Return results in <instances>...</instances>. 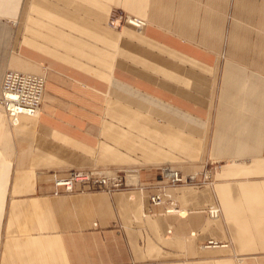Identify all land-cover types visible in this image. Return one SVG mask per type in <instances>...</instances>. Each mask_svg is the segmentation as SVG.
<instances>
[{
	"label": "crops",
	"instance_id": "crops-1",
	"mask_svg": "<svg viewBox=\"0 0 264 264\" xmlns=\"http://www.w3.org/2000/svg\"><path fill=\"white\" fill-rule=\"evenodd\" d=\"M7 70L45 86L35 117L0 106V264H264V0H0ZM162 165L211 183L167 213L139 188ZM89 168L139 187L52 194Z\"/></svg>",
	"mask_w": 264,
	"mask_h": 264
},
{
	"label": "built area",
	"instance_id": "built-area-1",
	"mask_svg": "<svg viewBox=\"0 0 264 264\" xmlns=\"http://www.w3.org/2000/svg\"><path fill=\"white\" fill-rule=\"evenodd\" d=\"M125 22L137 31H142L147 23L137 17L126 16ZM115 24V20H114ZM45 77L43 75L21 73L7 70L2 78L0 87V106L12 124H16L20 115L37 116L40 112L44 96ZM161 181L150 186L149 201L152 206L168 203L166 212L176 211L175 201L171 191L180 184L190 185L197 182V173L182 174L171 165L157 167ZM136 170H105L97 168L69 169L63 174H53L52 194H71L75 192L112 191L137 186ZM208 182L209 173H202ZM130 179V182L126 181ZM205 182V181H204ZM211 183V182H210ZM142 189V187H140ZM144 189V188H143ZM154 189V190H153ZM209 217L217 218L219 209L210 206L207 210ZM211 245L216 243L209 242Z\"/></svg>",
	"mask_w": 264,
	"mask_h": 264
},
{
	"label": "rangeland",
	"instance_id": "rangeland-1",
	"mask_svg": "<svg viewBox=\"0 0 264 264\" xmlns=\"http://www.w3.org/2000/svg\"><path fill=\"white\" fill-rule=\"evenodd\" d=\"M126 16H132V15H130V14H128L127 12H125L124 10H122V9H120V8H117V7H115V8H112L111 10H110V15H109V19H108V22H107V26L108 27H110L111 29H114V30H116V31H119V30H121V29H123V28H132V29H134L133 27H131V26H129V25H127L126 24V22H125V17ZM132 17H135V16H132ZM137 18H139V17H137ZM142 19V18H141ZM114 20H115V24H114ZM144 20V19H143ZM147 23V22H146ZM134 30H136V29H134ZM137 31V30H136ZM143 31V30H142ZM137 32H141V31H137ZM14 71V70H13ZM28 74V73H27ZM171 166H173V165H171ZM174 168H176L175 166H173ZM97 169H99V168H97ZM178 169V168H177ZM116 170H120V171H122V170H127V169H116ZM180 171V170H179ZM157 173H158V171H157ZM159 181H161V179H160V177H159V174H158V179H157V181H155L154 183H152V184H148V185H145V186H140V187H142V188H144V189H147V190H149V191H152V188H150V186L151 185H153V184H155V183H157V182H159ZM205 181V182H204ZM210 179L208 180V182H206V180L205 179H203V176H202V178L200 179V180H198V175H197V182L195 183V184H190V185H183V184H180V185H178V186H202V185H204V184H210ZM178 186H175L174 187V189L175 188H177ZM137 187H139V185H137ZM139 187V188H140ZM141 189V188H140ZM173 189V190H174ZM154 190V189H153ZM171 193H172V198L174 199V201H175V205H177V200H176V197H175V194H174V192H172L171 191ZM151 205V204H150ZM163 205H168V203H165V204H163ZM217 208V207H216ZM209 209V207L207 208V210ZM209 216V215H208ZM210 242H212V241H210ZM212 243H216V242H212ZM218 244L216 243V245H211V244H209V242L208 243H206L205 245H204V247H210V246H217Z\"/></svg>",
	"mask_w": 264,
	"mask_h": 264
},
{
	"label": "bare ground",
	"instance_id": "bare-ground-1",
	"mask_svg": "<svg viewBox=\"0 0 264 264\" xmlns=\"http://www.w3.org/2000/svg\"><path fill=\"white\" fill-rule=\"evenodd\" d=\"M31 117H35V116H31ZM10 121V120H9ZM17 122H18V120H17ZM10 123H11V121H10ZM12 124V123H11ZM17 124V123H16ZM12 125H15V124H12Z\"/></svg>",
	"mask_w": 264,
	"mask_h": 264
}]
</instances>
